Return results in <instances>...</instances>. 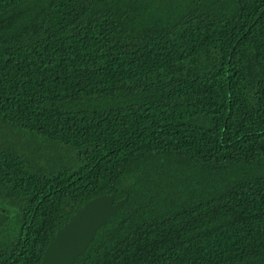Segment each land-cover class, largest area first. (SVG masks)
Returning a JSON list of instances; mask_svg holds the SVG:
<instances>
[{"label":"trees","instance_id":"1","mask_svg":"<svg viewBox=\"0 0 264 264\" xmlns=\"http://www.w3.org/2000/svg\"><path fill=\"white\" fill-rule=\"evenodd\" d=\"M102 194L74 264H264V0H0V264Z\"/></svg>","mask_w":264,"mask_h":264},{"label":"water","instance_id":"2","mask_svg":"<svg viewBox=\"0 0 264 264\" xmlns=\"http://www.w3.org/2000/svg\"><path fill=\"white\" fill-rule=\"evenodd\" d=\"M128 200L99 195L87 201L59 228L45 247L39 264H74L91 244L96 232L115 217Z\"/></svg>","mask_w":264,"mask_h":264},{"label":"rangeland","instance_id":"3","mask_svg":"<svg viewBox=\"0 0 264 264\" xmlns=\"http://www.w3.org/2000/svg\"><path fill=\"white\" fill-rule=\"evenodd\" d=\"M3 130V132H1V134H3L4 136H5V131H4V129H2ZM7 131V130H6ZM7 136H9V133H8V135ZM8 138H10V137H8ZM11 142H15V137L14 138H10L9 139ZM28 144V143H27Z\"/></svg>","mask_w":264,"mask_h":264}]
</instances>
